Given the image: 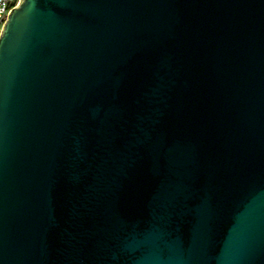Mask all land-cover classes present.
I'll return each instance as SVG.
<instances>
[{
    "label": "water",
    "instance_id": "1",
    "mask_svg": "<svg viewBox=\"0 0 264 264\" xmlns=\"http://www.w3.org/2000/svg\"><path fill=\"white\" fill-rule=\"evenodd\" d=\"M0 264H264V0H20Z\"/></svg>",
    "mask_w": 264,
    "mask_h": 264
},
{
    "label": "built area",
    "instance_id": "2",
    "mask_svg": "<svg viewBox=\"0 0 264 264\" xmlns=\"http://www.w3.org/2000/svg\"><path fill=\"white\" fill-rule=\"evenodd\" d=\"M20 0H0V35L7 21L9 14L14 9Z\"/></svg>",
    "mask_w": 264,
    "mask_h": 264
}]
</instances>
